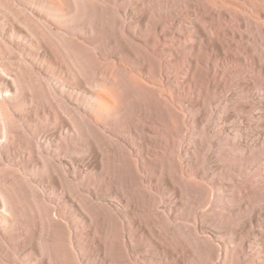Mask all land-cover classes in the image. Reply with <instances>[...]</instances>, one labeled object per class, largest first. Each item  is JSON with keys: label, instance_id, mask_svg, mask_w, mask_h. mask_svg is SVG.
Wrapping results in <instances>:
<instances>
[{"label": "bare ground", "instance_id": "bare-ground-1", "mask_svg": "<svg viewBox=\"0 0 264 264\" xmlns=\"http://www.w3.org/2000/svg\"><path fill=\"white\" fill-rule=\"evenodd\" d=\"M236 1L0 0V264H264V104L236 99L264 6Z\"/></svg>", "mask_w": 264, "mask_h": 264}, {"label": "rangeland", "instance_id": "rangeland-1", "mask_svg": "<svg viewBox=\"0 0 264 264\" xmlns=\"http://www.w3.org/2000/svg\"><path fill=\"white\" fill-rule=\"evenodd\" d=\"M231 2H233L234 3V5L233 4H227V6H229V7H231V8H236V9H239L237 6H236V4L238 3L236 0H231ZM255 2H257V3H259L260 5H262V6H264V2H261L260 0H255ZM221 4H223V3H221ZM248 7H249V5H247ZM250 9V11H248V10H243L242 12H241V14L242 15H244V14H246V15H248L249 16V18L253 21V22H256V23H260V21L257 19V15H256V13L251 9V8H249ZM220 10H222L221 8H220ZM234 19L236 20L237 19V17H234ZM186 20L188 21V22H190V23H192L193 22V18H191L190 16H188L187 18H186ZM199 21H201V24L202 25H204V26H206L207 28H211V27H209L210 25L209 24H205V21L203 20V18H201L200 17V20ZM218 23V22H217ZM216 23V24H217ZM222 23H226L225 22V20L224 19H222ZM187 24V23H186ZM219 25V24H218ZM224 29H228V30H231V31H238V32H240V33H249L250 34V32H247L246 30H244V29H240V28H238V27H235L234 25H231L230 23H227L226 25H224ZM256 35L257 34V32L256 31H254L252 34H251V36L252 35ZM232 38H228V39H224V40H221V42L222 43H225V41L227 42L228 40H231ZM225 52L226 53H228L227 52V49L225 50ZM230 52L231 53H233V54H235V55H243L244 54V52L240 49H238V48H236V47H233L231 50H230ZM239 55V56H240ZM225 65H226V69H227V71H229V72H234L236 69H237V62H235L234 60H231V59H228V60H226V62H225ZM229 67V68H228ZM251 81H253V82H256V83H261V84H264V78L263 79H261V78H258V77H255V79L253 78V79H251ZM238 101H245V102H247L248 104H250V105H254V104H256V103H262V104H264V96L263 95H258V96H255V97H252V96H248V97H243V96H237V98H236ZM222 106L223 107H225V108H227L226 110H227V113H231L230 111L231 110H229L228 109V106L227 105H225V104H222ZM262 113V111L260 110V111H256L255 112V119L257 118V117H259V115ZM221 114V113H220ZM228 115V114H227ZM229 117V116H228ZM262 118V124H264V116L263 117H261ZM257 128V127H256ZM261 130V128L260 127H258L257 128V132L256 131H254V134L257 136H261L259 133V131ZM263 138V140H264V136L262 137Z\"/></svg>", "mask_w": 264, "mask_h": 264}]
</instances>
